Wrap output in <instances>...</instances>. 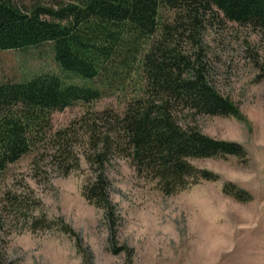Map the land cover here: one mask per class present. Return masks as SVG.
Listing matches in <instances>:
<instances>
[{"label":"trees","instance_id":"1","mask_svg":"<svg viewBox=\"0 0 264 264\" xmlns=\"http://www.w3.org/2000/svg\"><path fill=\"white\" fill-rule=\"evenodd\" d=\"M212 16L264 29V0H0V50L51 43L67 75L0 79V175L32 152H48L65 173L83 157L93 169L84 196L104 208L114 252L131 251L117 246L119 211L107 170L114 158L128 159L167 195L220 180L195 159L247 160L241 143L211 136L197 121L201 115L244 118L209 75L204 30ZM75 77L87 83L67 79ZM95 81L128 93L124 109L90 107L104 94ZM79 102L85 111L55 128L54 112ZM222 191L240 202L255 198L232 181ZM9 204L31 207L12 188L3 190L0 211ZM1 215L2 248L8 240ZM31 222L37 229L51 221Z\"/></svg>","mask_w":264,"mask_h":264},{"label":"rangeland","instance_id":"2","mask_svg":"<svg viewBox=\"0 0 264 264\" xmlns=\"http://www.w3.org/2000/svg\"><path fill=\"white\" fill-rule=\"evenodd\" d=\"M204 41L210 78L240 106L244 118L201 115L197 121L207 134L241 143L247 160L195 159L220 180L167 195L139 176L128 159L114 158L107 170L119 211L117 246L131 250L114 252L104 208L83 194L93 177L90 164L82 157L79 168L65 173L48 152L29 153L0 175V199L12 188L31 202L30 208L9 204L0 211L8 240L0 247L5 264H264V29L212 16ZM41 72L67 77L51 43L0 50V79L24 80ZM101 88L103 96L90 107L124 109L128 93ZM86 108L79 102L55 111L54 127L69 124ZM226 181L248 189L254 200L240 202L224 194ZM33 217L51 222L34 229Z\"/></svg>","mask_w":264,"mask_h":264}]
</instances>
